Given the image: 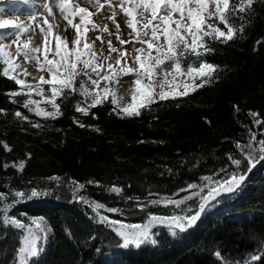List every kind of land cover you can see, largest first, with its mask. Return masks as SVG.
I'll return each mask as SVG.
<instances>
[{
	"label": "trees",
	"instance_id": "trees-1",
	"mask_svg": "<svg viewBox=\"0 0 264 264\" xmlns=\"http://www.w3.org/2000/svg\"><path fill=\"white\" fill-rule=\"evenodd\" d=\"M234 3L236 0H230V5ZM252 8L250 19H230L234 27L244 23L242 37L237 33L227 43L205 38L214 51L203 60L218 69L210 83L187 96L157 100L138 117L121 118L112 113L110 94L84 115L75 106L86 107L91 101L79 92L65 90L57 98L63 115L44 119L23 107L26 95H17L13 103L6 93L19 91V86L0 75V109L4 110L0 112V140L12 149L6 152L0 146V192L36 188L49 193L25 199L9 210V215L25 223L30 217H44L51 227L37 264H244L252 255L259 256L252 264H264V161L246 172V162L237 169L228 158L229 154L242 158L236 143L246 144L252 133L264 139V123H255L264 122V2L254 0ZM194 60L191 55L183 57L182 70L194 65ZM104 84L102 80L100 87ZM112 88L109 84V92ZM39 103L51 111L46 100ZM16 111L29 119L16 118ZM249 112L258 115L254 118ZM20 161L25 163L23 171L18 167ZM5 163L8 168L2 166ZM233 171L245 174L246 180L234 191L209 200L195 224L175 230V235L168 226L156 225L157 243L139 248H124L113 230L94 223L95 213L73 198L71 184L73 180L85 183L77 195L123 210V214L102 210L111 219L143 224L148 213L182 215L190 209L188 214L194 215L200 203L199 196L180 207L151 205L148 200L180 199L191 191L180 192L181 188L206 183L201 177L222 180ZM89 180L99 181V186L87 184ZM113 185L123 193L106 190ZM207 192L204 188L202 195ZM129 196L139 199H126ZM12 199L9 194L7 201H0V218L3 204ZM137 203L148 206L141 211ZM18 231L8 229L9 235L0 239V261L11 259ZM217 251L220 258L214 255Z\"/></svg>",
	"mask_w": 264,
	"mask_h": 264
},
{
	"label": "snow or ice",
	"instance_id": "snow-or-ice-1",
	"mask_svg": "<svg viewBox=\"0 0 264 264\" xmlns=\"http://www.w3.org/2000/svg\"><path fill=\"white\" fill-rule=\"evenodd\" d=\"M29 0H23L27 4ZM264 2V0H262ZM89 3L99 4V0H89ZM254 0H236V3L230 5V0H119L117 5H113L109 0L108 7L112 9V14L109 17L116 27L117 40L121 45L131 43L133 40L140 43L142 47L135 48L131 55L127 54L126 49H118L112 45L109 40L108 48L109 55L103 57L104 61H109L106 65L107 71H104L105 66L99 62L102 53L98 54L94 50L95 41L87 39V32L89 30H98L107 32V25L101 29L99 25L91 20L93 13L88 8L80 7L78 4L73 5L71 0H44L42 3L43 9L49 14L54 15L53 8H57L61 13L63 19L67 21V25L75 29V37L71 41L73 47H68L67 38H61L59 35L54 37L56 46L54 49L50 48L49 34L55 26L49 23L47 16H44L42 23H38L37 16L30 17L33 24L39 28L44 37L43 59L41 60L39 53L42 49L40 46H30L29 40L21 41V36L33 32L36 29L31 25H25L23 22L15 23L11 20L0 21V30L11 29L10 31L0 34V75L13 80L19 86V91L6 93L15 103L17 95L24 94L27 99L23 102V107L36 116L44 119H56L63 115L60 111V105L57 103V98L62 96L65 90L69 94L79 92L81 96L87 99L91 96L92 100L86 107H81L76 104L75 110L89 114V109L103 104L111 95L112 113L124 117H138L141 115L142 109H150L152 104L157 100L163 101L168 99H176L189 95L195 92L198 88L205 86L212 81L213 73L216 72L217 66L207 63L203 57L214 51L208 47L205 38L211 41H218L227 43L233 40L237 33L243 36L244 23L238 27H234L230 23V19L243 21L247 16L249 19L254 14L252 5ZM100 5V8H103ZM127 17L126 26L131 29L130 36L132 40L120 39V24L116 22V8ZM150 14L147 18L145 14ZM138 16L140 19H138ZM178 17V18H177ZM78 18L79 22H74ZM208 18H217L223 22L228 30L222 31L220 28L206 23ZM90 25V29H89ZM46 26V27H45ZM111 35V33H109ZM134 34V35H133ZM14 36L11 44L3 43L5 36ZM163 37V43H161ZM97 40L103 43L102 37L98 36ZM15 45V51H10L12 45ZM143 45H146L145 49ZM153 50L155 54H153ZM50 51L53 53L52 58H49ZM118 53L115 60V66L111 61V54ZM128 55L137 67H130L125 60H121ZM186 55H191L195 58L193 63L199 62L200 67L194 68L191 65L184 71L181 68V60ZM23 56L25 61H35L39 71L46 70L51 74L50 79H45L43 75L39 77L36 83H29L25 79L19 78L18 69L22 66L17 58ZM165 61L174 63V70L169 72L164 70L163 65ZM78 64H82L84 71L81 73L78 70ZM94 73L97 79H92L90 72ZM103 73V74H102ZM129 74H134L135 86L131 89V102L122 105L120 101L123 97H117L115 85L120 82V79ZM23 75L28 76L30 73L26 69L23 70ZM88 76L91 84L95 86L94 89L89 90L83 83L79 89L74 87L75 80L78 76ZM177 77H184L177 83ZM104 81V87H100V82ZM199 81V83H197ZM51 85L52 95L50 97H43V85ZM109 84L113 85L111 92H109ZM183 88L182 91L178 90ZM99 89V91H97ZM40 95L46 99L47 105L51 107V111L45 107H41L40 103L32 99V95ZM234 110L239 111L238 106L234 105ZM0 109V112H3ZM249 115L254 118L258 115L249 112ZM14 116L20 120L27 121L28 116L23 115L20 111H16ZM93 118H97L93 115ZM206 119V118H205ZM206 122L210 123V121ZM256 124L264 123L260 120H255ZM34 127H40L39 124H34ZM80 127H85L84 124H79ZM99 131V129H95ZM0 146H3L6 152H11L12 149L8 144L0 140ZM236 147L240 150L242 158H234L229 154L228 158L232 165L239 169L242 163H245V171H250L256 163L264 161V139H257L256 134L252 133L249 141L246 144L236 143ZM31 154L26 153V157L30 158ZM8 168V164L2 165ZM16 167L17 165H12ZM18 167L23 171L25 167L24 161H20ZM225 171V169H221ZM246 175L237 171L227 173L222 180H213L210 176L201 177L206 183L201 186L199 184L190 183L187 188H181L180 192L190 191V195L175 199L172 196H163L157 199L148 200L151 205H174L180 207L186 201L195 196L200 197L199 210L194 215H176L171 216H157L148 213L147 221L143 224H126L121 220L111 219L105 215L102 210L107 213H121L123 210L116 207H107L104 203L89 199L83 195H77L80 190L86 187L85 183H79L75 180L71 181L74 186L72 188L73 198L89 206L95 213L94 223L104 225L113 230L115 234L123 241L122 246L129 248L135 246L139 248L144 244H156L154 238L156 235L153 228L156 225H166L175 235V230L184 231L186 228L195 224L199 219L201 213L209 200L215 199L221 192H232L238 188L245 180ZM50 179L59 180L58 177ZM87 184L95 183L99 186V181L89 180ZM204 188L208 189L207 195H202ZM110 193L121 195L123 189L115 185L106 189ZM9 194L13 197L11 203H4L2 212L3 216L0 218V228L4 231L0 233V239L9 235L8 229L20 230L15 233L17 238V247L12 253V257L7 261H0V264H37L44 248L43 245L48 240V234L51 232V227L44 217H30L29 222L25 223L18 219L15 215H9V210L16 204L25 199L39 198L49 195L48 192L38 191L32 188L30 192L13 189L11 193L0 192V201H7ZM151 195V194H150ZM126 199L138 200V197H126ZM147 204L137 203L136 207L141 211L147 208ZM190 211V209H189ZM69 234V230H65ZM69 238H71L69 236ZM264 249V242L261 244ZM214 255L220 258L219 251ZM259 260V256L252 255L244 264H252V261Z\"/></svg>",
	"mask_w": 264,
	"mask_h": 264
},
{
	"label": "rangeland",
	"instance_id": "rangeland-1",
	"mask_svg": "<svg viewBox=\"0 0 264 264\" xmlns=\"http://www.w3.org/2000/svg\"><path fill=\"white\" fill-rule=\"evenodd\" d=\"M44 0H29L27 4L23 3V0H0V21L3 20H11L15 23H21L23 22L25 25H31L33 28L36 29L35 33L29 32L23 36H21V41L23 40H29L30 46H40L42 51L38 55H40L41 60L43 59V46H44V37L43 34L40 32L39 28L36 27V24H33L30 17L32 15H36L38 20V23H42V19L44 16H47V19L49 23L54 24L52 32L49 34V40H50V48L54 49L56 46V41L54 37L56 35H59L62 39L67 38L68 41V47L71 49L73 47L71 41L75 37V29H73L71 26L67 25V21H65L59 12L57 8H53L54 15H49L42 7V3ZM119 0H111V3L113 5H117ZM71 3L73 5H79L80 7L88 8V10L93 13L91 20L95 22L97 25L100 26L102 29L104 25H107L108 31H98V30H89L87 32V39L91 41H95L94 44V50L100 54L102 53V56H100L99 62L105 66L104 71H107L106 65L109 61H104L103 57H106L109 55V48H108V41L111 40L112 45L118 49H126L127 54L131 55L133 53L134 47L140 48L142 45L140 43H137L133 40L131 43H127L124 45H121L116 36V27L115 23L109 19V17L112 14V9L108 7L109 0H99V4L96 3H89V0H71ZM100 5H103V8H100ZM145 16L147 18H150V14L146 13ZM178 18V17H177ZM138 19L140 17L138 16ZM127 17L120 11L119 7L116 8V22L120 24V39L123 40H132V36H130L131 29H129L126 26ZM74 22H79L78 18ZM206 23L212 24L218 28H220L222 31L227 32L225 30V26L223 22H221L217 18H208L206 20ZM46 27V26H45ZM90 29V25H89ZM11 29H4L0 30V34H4ZM111 33V35L109 34ZM134 35V34H133ZM102 37L103 43H101L100 40H97V37ZM15 39L14 36L7 35L3 39V43L5 44H11L12 40ZM161 43H163V37H161ZM15 45H12V48L10 51H15ZM143 47L146 49L147 46L143 45ZM153 54H155V51L153 50ZM53 56V53L50 51L49 58L51 59ZM118 56V53H112L111 54V61L113 65L115 66V60ZM18 62L21 64L22 68L17 70V73L19 74V78L25 79L29 83H36L39 81V77L43 75L45 79H50L51 74L44 71H39L37 64L35 61H25L23 56H20L17 58ZM125 60L127 61V64L130 67H137V65L134 63V61L130 58H128V55L124 59L121 60V63H125ZM200 63H195L192 65L194 68H199ZM174 63L170 61H165V64L163 65L164 70L166 71H173L174 70ZM26 69L30 75L24 76L23 70ZM78 70L81 71V73L84 71L83 65L78 64ZM90 72V70H89ZM103 74V73H102ZM92 79H97L96 75L94 73H91ZM135 76L134 74H129L128 76H124L120 79V82L115 85V91L117 94V97H123V99L120 101L122 105H126L127 103L131 102V89L135 86L134 84ZM180 78L177 77V83H179ZM84 84L89 90H92L95 88L94 85L91 84V81L89 80L88 76L80 75L76 78L74 87L76 89L80 88L81 84ZM180 91L183 90L181 87L178 89ZM37 95V94H36ZM51 94V86L48 84L43 85V97L47 98L50 97ZM39 97L35 96V92L32 95V99L39 101H45L46 99L42 98L40 95ZM88 101H91L92 98L89 96L87 98ZM223 193V192H221ZM207 195V194H206ZM184 211V210H182ZM189 211L185 210L182 215H189Z\"/></svg>",
	"mask_w": 264,
	"mask_h": 264
}]
</instances>
